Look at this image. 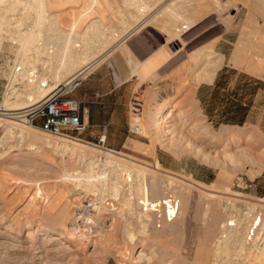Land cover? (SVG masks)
Listing matches in <instances>:
<instances>
[{"label":"rangeland","instance_id":"1","mask_svg":"<svg viewBox=\"0 0 264 264\" xmlns=\"http://www.w3.org/2000/svg\"><path fill=\"white\" fill-rule=\"evenodd\" d=\"M143 1L147 6L139 12L137 2L129 0H48L46 13L56 14V27L65 33L83 32L95 19L106 33L95 41L94 58L87 60L95 59L93 65L87 70L77 66L53 81L47 93L81 73V85L69 95L81 99L84 127L64 136L30 125V106L43 97L8 104L14 98L26 100L30 79L44 88L52 72L40 64L29 68L27 61L24 72L20 42L0 31V264L259 263L256 257L264 246V0ZM25 7L6 15L11 26L19 23L20 12L33 14L39 8L26 12ZM26 27H37L33 17ZM237 44L240 52L232 60ZM211 45L223 54L217 71H237L227 82L231 97L239 84L249 83L243 94L252 104L243 124L216 123L206 114L202 98L209 95L216 74L210 83L187 81L178 93L167 95L185 78L178 68L194 51ZM88 103L101 107L107 123H89L83 108ZM162 104L181 110L178 135L154 124ZM175 117L168 125L176 124ZM71 143L82 153L63 148ZM120 162L172 182L163 190L175 204L174 217L165 211L138 216L127 210L122 196L114 197L111 184ZM254 218L261 221L255 233L250 231L251 239L245 236L247 226L236 240L229 222L244 219L250 225ZM43 229L51 233L39 236ZM153 253L163 261H147ZM263 255L259 264H264Z\"/></svg>","mask_w":264,"mask_h":264},{"label":"bare ground","instance_id":"2","mask_svg":"<svg viewBox=\"0 0 264 264\" xmlns=\"http://www.w3.org/2000/svg\"><path fill=\"white\" fill-rule=\"evenodd\" d=\"M49 1H52V0H49ZM75 2H76V0H75ZM129 2H130V4H131V2L134 3V4H136L135 2H137L136 5H137V10L139 12H141V11L143 12V9L147 6L144 3L143 0H129ZM23 5L24 6L26 5L25 9L27 7H28L27 9H29V8L32 9L33 6H35V5H37L39 8H38V10H36L34 8L35 9L34 12H36V13L24 14V13H21V12H23L21 10V6H23ZM47 5H49L48 0H26V2H23L22 0H0V31L4 30L5 33L4 32L3 33L7 36L5 38H8V36H9L12 39V41L16 40L17 42H20L21 47H20L19 50H20V55H21V59L20 60H21L22 66L26 65L25 62L27 61V62H29V66H31L29 68L33 69L36 66H39V64H40L42 66V68H43V66H46L52 72L49 75L50 76L49 79L51 81L49 80L50 83L49 82L46 83V86L44 88H42V86H36V87L33 86L34 85V81H33V84H32V80L30 79V77H32V76H29L31 84L29 83V90L27 91L26 100L21 102V103H19L18 100L16 98H14V100L12 99L13 101L8 103L9 105L20 106V105L27 104L30 101H35V100L41 99L42 97H44L51 90L53 81L59 80L61 77H65L66 75H68L73 69H75L79 65L83 66V67L81 66L82 68L80 67L81 69H84V70L89 69L93 65L92 62L95 59L92 62L90 61L91 63L89 61H87V60H89L90 57H93L95 55V51H97V50H95V47L97 46V45L95 46V41L98 40V37H100V35L106 34L104 32V30L102 29V26H101L102 25L101 24L102 21L97 20V19H95L94 21L92 20V22L91 21L88 22L89 24L85 28V30L83 29L84 30L83 32H76V31L69 32L68 31V32L65 33L64 32L65 30H63L61 28L59 29V27H56V23H57V20H58V18H56V16H55L56 14L50 16L48 12L46 13V11H47L46 6ZM80 8H82V7H80ZM23 9H24V7H23ZM27 9H26V12H27ZM20 10H21V12L18 15L21 16V14H22V17L20 18L19 23L16 26H11L10 22L6 18V15H8V14H17L18 11H20ZM147 10H148V8H147ZM170 11L172 12V10H170ZM74 12H75V10H74ZM139 12H138V14H139ZM178 12H179V10H178ZM141 14H143V13H141ZM141 14H139V15H141ZM180 14H182V13L179 12V15ZM172 15H174V14H172ZM30 17L31 18L33 17L34 23L37 24V27L34 28V29H30V28L28 29L27 27L23 28L24 24L27 23L28 19H31ZM58 17H59V15H58ZM119 17H120V15H119ZM169 18H170V16H169ZM183 27L187 28V25H183ZM3 33H2V35H3ZM103 47H104V45H103ZM213 47L214 46L211 45L207 49H198V50L194 51L191 54V56L189 55L190 57H189L188 61L185 64H183V66L180 69L178 68V74H179L180 78H183V76H185V78L182 81L178 82L177 86L176 87L174 86L173 89L171 88V89L166 90L167 95L170 96L172 94L178 93V90L180 88H182L186 84L187 81H189L191 83H200V82H208V83H210V82H212V80H213V78H214V76L216 74V71L219 68V66H220V64L222 62V59H223V54L217 53L213 49ZM263 48H261L260 50H264ZM30 50L34 54V56H30L29 55V51ZM239 52H240V45L237 44L235 46L234 50H233V53H232V60H234L236 58V56L239 54ZM44 54L47 55V59H48V57H50V60H41L40 55H44ZM19 58H20V56H19ZM26 67L23 66L22 69L24 70V68H26ZM77 68H79V67H77ZM29 70H31V69H29ZM24 72H25V70H24ZM32 72L30 71V73H32ZM19 73H20V71H19ZM175 73H176V71H175ZM15 74H17V73H15ZM21 74H23L21 76H26V74L24 75V73H21ZM43 74H45V73H43ZM178 74H175V75H178ZM29 75H31V74H29ZM27 76H28V74H27ZM38 76L40 77V75H38ZM46 77H44V78L46 79ZM48 77H47V79H48ZM172 78H174V77H172ZM176 78H177V76H176ZM169 79H171V78H169ZM171 80L173 81V80H176V79L174 78V79H171ZM170 83H167V84H170ZM168 98H170V97H168ZM162 102H164V101H162ZM6 103L7 102H5V104ZM176 107H177V105H176ZM174 113H176V117L174 119L177 122H176V124L174 123L173 126H170V125H168V123L172 122V120H173L172 119V114H174ZM140 118L141 117L139 115L135 116V120L137 122L141 121ZM182 118H184V116H182L181 110H177L176 111L175 109H173L171 107V105L169 106V105H166V104L165 105L162 104L160 109H159V111H158V115L155 118L156 122L154 124H156L157 126H158V124L159 125L163 124V127H171L170 129L166 128L164 130V132L165 133H170V134H174V133L177 134V133H180L181 131L178 132L179 129L176 126L178 124V120L179 119L182 120ZM180 126H182V125L180 124ZM160 132L163 133V130H161ZM63 145H62L63 148H66V150L69 149L72 152L79 151L80 153H82L81 147L80 146H76L77 144L76 145L72 144V146H69L70 144L69 145L63 144ZM82 157H80V158L82 159ZM87 161H89V160L87 159ZM91 162H92V160H91ZM88 164L91 166L90 162H88ZM90 166H89V168H90ZM87 168H88V166H87ZM116 168H118V172H116V174L114 175V180H113L114 182L111 181L113 183V184H111V185H113L112 186L113 195H114V197H117V198H121V197H118V196H122L124 198V204L126 205L127 210L130 213H132L134 211H137V215L138 216H144V217L148 218L150 215H153L154 212H157L159 214V213H162V212L165 211V215H167L169 217H171V216L174 217V215H175V213H174L175 212V204L173 203V200L170 198V196H166L165 195V192L163 190L164 187L166 189V188H169L170 186H172V182H170V181L165 182V181L158 180V178L156 177L155 174H153V173L149 174V172H147V170L145 168H142V166H130V165H126V164H123V163L120 162V163H118ZM90 170H93V169H90ZM148 176H149V179L147 178ZM99 179H97V180H99ZM108 179H110V178L108 177ZM103 181L104 180H102V182ZM89 186L90 187L93 186L91 184V182H90ZM108 188H110V187H108ZM176 188H177V186L174 185V187H172L173 191L171 190L172 194L174 195L173 197H174L175 202H176L178 194H179L178 190ZM102 200H101V202H102ZM178 202H179V200H178ZM102 205H103V202H102ZM96 207H98V205ZM97 209H99V211L100 210H104V207L100 206ZM107 209H109V208H107ZM169 220H171V218H169ZM256 220L257 219L254 218L251 221L250 225H248V222H245L244 219H236L235 221H230L229 225L232 226V227H230L231 234L234 235L235 239L239 241V239H241V236H242V231H243L242 229H244L245 227L248 226L247 233H245L246 234L245 236H247L248 238L251 239L250 231L252 230L255 233L254 226L257 228V226L260 225L261 219H258V221H256ZM49 233H51L50 229H43V230L39 231V236H41V235L45 236V235H48ZM252 236H253V234H252ZM262 242H264V240ZM141 246H144V247L146 246L144 241L142 242ZM257 247L258 246H256V248H254V249L257 250L258 249ZM133 250H134V248H133ZM214 253L216 254L217 252H214ZM262 253H264V246L260 248V254L261 255L254 254L256 256L258 255L256 258L259 260V263H260V257H262V255H263ZM263 257H264V255H263ZM263 259L264 258H261V260H263ZM147 261H149V262L156 261L157 263H160L161 261H163V259L161 258V256H157V255L155 256V254L153 253V254L148 256ZM166 261H167V264H178V262H176L173 259H168V260L166 259Z\"/></svg>","mask_w":264,"mask_h":264},{"label":"built area","instance_id":"3","mask_svg":"<svg viewBox=\"0 0 264 264\" xmlns=\"http://www.w3.org/2000/svg\"><path fill=\"white\" fill-rule=\"evenodd\" d=\"M81 83V73L78 72L30 106L28 112L30 125L55 136L80 131L84 127L81 99L69 94Z\"/></svg>","mask_w":264,"mask_h":264},{"label":"trees","instance_id":"4","mask_svg":"<svg viewBox=\"0 0 264 264\" xmlns=\"http://www.w3.org/2000/svg\"><path fill=\"white\" fill-rule=\"evenodd\" d=\"M237 72L235 69L223 67L217 71L209 95L202 98L206 114L216 123L243 124L249 119L251 99L246 100L243 91L248 88V82L237 86L236 91L231 92L227 88L230 73ZM240 77L249 80L252 77L241 73Z\"/></svg>","mask_w":264,"mask_h":264},{"label":"crops","instance_id":"5","mask_svg":"<svg viewBox=\"0 0 264 264\" xmlns=\"http://www.w3.org/2000/svg\"><path fill=\"white\" fill-rule=\"evenodd\" d=\"M224 53V52H223ZM85 114L91 124H104L107 123V115L98 111L101 107L96 103H88L83 105ZM104 112V111H103Z\"/></svg>","mask_w":264,"mask_h":264}]
</instances>
